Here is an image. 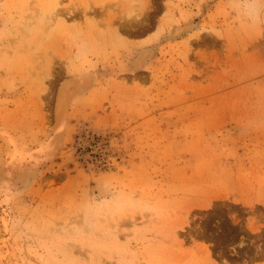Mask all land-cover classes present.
Here are the masks:
<instances>
[{
    "label": "rangeland",
    "instance_id": "rangeland-1",
    "mask_svg": "<svg viewBox=\"0 0 264 264\" xmlns=\"http://www.w3.org/2000/svg\"><path fill=\"white\" fill-rule=\"evenodd\" d=\"M0 264H264V0H0Z\"/></svg>",
    "mask_w": 264,
    "mask_h": 264
},
{
    "label": "bare ground",
    "instance_id": "bare-ground-1",
    "mask_svg": "<svg viewBox=\"0 0 264 264\" xmlns=\"http://www.w3.org/2000/svg\"><path fill=\"white\" fill-rule=\"evenodd\" d=\"M179 32L177 31L176 33L178 34ZM136 65L140 68L142 65V62L138 60ZM85 87H86V82L84 83V81L81 82L77 79L66 80L65 82H63L60 85V87L58 89L59 91L57 92L58 95H57V99H56L57 101H56V106H55V115H56V121H57L56 123H57V125H59L61 130H63V126H64V123L66 120L67 112H68L69 106L72 102V99L76 95L80 94V92L84 91ZM100 189H99L100 191L106 192L107 185L102 182L100 184ZM91 226L93 227V225H91ZM179 228H180V226H179ZM172 235H173V239L177 240L176 238L178 236V231H172Z\"/></svg>",
    "mask_w": 264,
    "mask_h": 264
}]
</instances>
